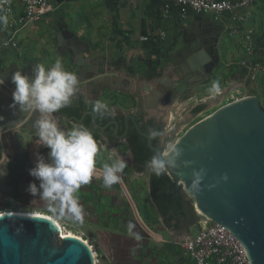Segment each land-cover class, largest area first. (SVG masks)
<instances>
[{
    "label": "crops",
    "instance_id": "obj_1",
    "mask_svg": "<svg viewBox=\"0 0 264 264\" xmlns=\"http://www.w3.org/2000/svg\"><path fill=\"white\" fill-rule=\"evenodd\" d=\"M48 1L56 7V10L38 22L23 28L19 34V48L0 55V70L7 75H0V79L4 81L3 84H0V91L11 98L15 85L11 83V75L8 72L14 73L20 70L27 74L37 64H48L49 59L44 54L46 47L43 44H38L37 48L33 42L38 40L41 32H43L42 28L53 25V23L65 24L67 31L75 34V38L68 36L62 41L63 53L71 51L72 54H78V51L85 52L89 47L93 51L91 57L94 58V63L100 64V66L98 65L99 74L95 78L105 79L106 85L114 92L117 91L118 87H130L138 92L141 91L142 94H145V97H142L143 103L148 107H154L157 102L156 95L153 96V93L149 92V86H152L154 92L157 90L159 92L166 79L171 77L177 79L182 67L190 63L192 57L200 59L213 49L212 45L215 43L212 40H215L217 32L221 29L227 34L226 37L237 44L234 48L225 49L223 47L224 49H222V64L227 68L226 76H230L227 80L231 83L229 89L247 88L252 85L254 80L250 72L239 64L243 54V47H240V45L243 46L241 39L237 36H229L227 31V28L238 25L232 23L226 16L191 13L188 19L184 20L175 14L171 20L167 21L163 18L165 3L163 1L165 0ZM11 4L16 14L22 12L21 0H11ZM245 15L248 19L246 27H254L255 22H257L259 28L254 27L257 29L255 31H263L262 36H258V32H256L258 37L255 36V58L258 60L264 55V0H257L245 12ZM159 30L166 32V38L160 37ZM9 34L8 27L0 31V43L6 40ZM186 40L187 43H191L189 46H195L198 49L202 47V49L191 51L189 46L187 48L185 44ZM29 43L32 44L31 47L34 45V49L37 50L33 55L28 53ZM236 50L238 52H234ZM176 56L175 62L176 64L179 63L180 67L175 68L172 65L166 67L164 65L171 64L170 60ZM133 70L136 71L134 76ZM93 90L96 89L94 88L91 93L86 94L90 99L94 98L92 96ZM162 98L165 99V96L162 95ZM162 105L163 103L159 104L161 110V107L164 109ZM109 107L115 110L114 117L128 116L133 114L136 109V107L134 109L127 108L124 104L117 105V102L110 103ZM2 114L5 113L0 110V117ZM58 126L62 130L68 131L72 123L66 118H59ZM8 127V123L2 119L0 121V162H7L13 154L18 152L16 148L18 139L13 136L14 131L8 130ZM28 130L33 133L35 130L30 126L22 132L25 137L24 145L30 152L29 167L33 168L36 162V154L40 153L47 157L49 149L39 145L38 136H28ZM102 139L106 148L101 149L97 159V172L101 175V161H107L112 150V146L109 145L106 138ZM149 174L147 169L138 172L136 167L128 163V167L122 174V181L110 189L102 187V180L95 178L90 184L84 185L80 189L79 202L84 210V223L78 225L98 232L116 233L117 264H142L147 261L146 259H150L154 249H156L152 241L145 245L146 242L150 241L148 238L136 240L128 235L126 226L130 221L135 225L134 232L137 233L136 224L139 222L136 220L137 222L134 223V217H141V224L138 225L140 229L150 233L151 239L153 236L162 237L157 235L152 228L153 225H150V221L152 223L153 219L151 208H154L155 216L159 217V214L150 197ZM33 181L34 178L30 174L27 175L23 184L25 194L19 195V200H25L26 205L32 208H43V211L37 212H46L44 214L55 218L47 212L45 202L27 191L28 185ZM35 182L37 185L39 184V181ZM147 198L151 207L147 204ZM159 218L163 221L161 217ZM55 219L64 226L74 224L70 221ZM165 228L168 234L163 237L168 236V238L163 240L162 237L161 240L164 244L161 248L170 246L165 255L167 263L187 264L188 259L181 255V248L173 249L175 245H180L183 240H178L168 227Z\"/></svg>",
    "mask_w": 264,
    "mask_h": 264
},
{
    "label": "water",
    "instance_id": "obj_2",
    "mask_svg": "<svg viewBox=\"0 0 264 264\" xmlns=\"http://www.w3.org/2000/svg\"><path fill=\"white\" fill-rule=\"evenodd\" d=\"M216 48L209 50V54L201 61L195 57L191 58L195 59L193 61L189 59L190 63L185 64L189 70L177 79H166L159 92H154L152 86H149V92L157 97L155 109H159L160 103H163L162 106L164 102L168 104L164 108L166 124L167 112L180 106L193 89L212 78L221 60ZM189 49L200 50L191 46ZM78 55L72 62L78 69L76 74L79 92L72 102L75 100L77 106H81L82 119L69 118L63 112L55 114L58 119L66 118L71 123H83L88 117L83 112L84 107L90 106L85 104L84 100L90 99L86 94L91 93L94 88L98 89L97 97L91 98V101H95L109 87L106 80H93L99 74L98 70L85 58L83 52L78 51ZM142 95L137 92L136 109L125 118L127 130L132 121L139 134L147 139L153 152L158 147L162 150L163 145H153V140L141 130L134 116L144 107ZM221 97L222 95L192 108L184 116V120L168 132L169 137L165 140L173 142L180 126L201 113H196V108L206 106V110L214 106ZM11 103L12 98L0 91V110L5 113L1 117L8 123L7 129L14 131L13 136L18 139V152L4 165L7 175L0 176V194L7 196L25 194L23 184L31 168L28 161L30 152L24 145L25 137L22 132L32 126L39 115L35 110L21 112L18 108H10ZM87 114L94 116L92 112H86L85 115ZM93 123L101 128L94 117ZM91 124L92 120L89 125ZM114 129L115 125L107 129L110 137H105L106 140L127 163L136 167L128 140L112 135ZM115 132L117 134V129ZM27 135L38 136L36 132L29 130ZM100 141L104 144L103 139ZM175 143L184 149V154L178 160V167L168 173L175 184L173 193L183 197L184 205L185 201H192L195 218L179 231L172 227H168L169 230L178 240L200 236L208 231L202 218L206 217L220 224L239 240L251 264H264V108L260 98L256 95L245 96L217 107L212 114L191 126ZM197 144L200 147H196ZM184 160L191 161V165L185 166ZM201 167L207 169V176L202 182V192L193 197L186 192V183L190 186L193 169L199 170ZM225 174L228 176L227 181L221 179ZM1 180H4L5 186L1 184ZM211 184L216 186L209 189L207 186ZM0 264H95V257L93 250L83 239L63 237L62 228L54 219L38 214L29 216L8 212L0 214Z\"/></svg>",
    "mask_w": 264,
    "mask_h": 264
},
{
    "label": "clouds",
    "instance_id": "obj_3",
    "mask_svg": "<svg viewBox=\"0 0 264 264\" xmlns=\"http://www.w3.org/2000/svg\"><path fill=\"white\" fill-rule=\"evenodd\" d=\"M8 24V16L0 13V31L5 30ZM4 46L7 47L6 41ZM3 82L0 79V84ZM11 83L15 88L9 107L18 108L21 112L35 110L39 113L32 127L39 137V145L49 149L47 157L36 154L35 166L29 169L34 181L28 185L27 191L45 202L47 212L53 217L82 225L84 210L79 202L82 186L90 184L95 178L102 180V187L110 189L122 181V174L128 163L112 149L108 160L101 161V175L97 172V159L106 145L96 139L93 129L79 122H73L68 131L58 126V117L55 114L62 108L69 107L78 91V76L65 68L62 58L57 57L49 67L43 63L37 64L31 75L17 70L11 75ZM207 91L212 95L220 93V81L213 80ZM85 104L90 105L92 113L101 120L115 115V110L105 101L86 99ZM167 136L166 128L148 129V138L159 140L160 145H163L162 150L158 147L151 159L145 162V168L158 177L176 169L178 160L184 154V149L177 143L165 140ZM196 147L200 145L197 144ZM183 163L190 166L192 162L184 160ZM4 165L5 162H0V175H7ZM206 176V168L193 169V178L190 186L186 183V192L193 197L200 194ZM221 179L227 181V174ZM35 181H39V184ZM215 186L211 184L207 187L211 189ZM126 227L130 237L141 239L134 232L135 225L131 221Z\"/></svg>",
    "mask_w": 264,
    "mask_h": 264
},
{
    "label": "rangeland",
    "instance_id": "obj_4",
    "mask_svg": "<svg viewBox=\"0 0 264 264\" xmlns=\"http://www.w3.org/2000/svg\"><path fill=\"white\" fill-rule=\"evenodd\" d=\"M254 25H255L254 26L255 28H259V23L257 24V22H255ZM255 30H257V29H255ZM42 31L43 32H41V35L38 37V40L33 42V43L35 46H37V48H38V44H43L44 47H46L44 54L49 59V62L45 66L46 67L51 66L54 63L55 59L57 57H60V58H62V60L64 62V66L67 70L77 73L78 69L73 64L72 61L76 57H79V55L77 53L76 54L75 53L70 54L68 52L63 53L62 52L63 46L61 44V43H63L62 41L65 40V38L68 36L75 38V34H73V32H71V31H67L65 24H63V25L58 24L57 25V24L53 23V25L51 24L45 28H42ZM256 32H258V31H256ZM262 32L259 31L258 36H262L263 35ZM226 36H227V34L224 33L223 29H221L217 32L215 40H212L213 43H215L214 45H212L213 50H215V48L217 46L216 52L218 51L220 53V55H222V53H223L222 49H224V48L225 49H231V48H234L235 45H237L235 41H232L231 39H229ZM258 36H256V37H258ZM76 38H77V36H76ZM185 44L187 45V48H188V46L191 43L190 42L187 43V40H186ZM31 45L32 44L29 43L28 53L30 55H33V54H35V52H37V50L34 49V45H33V47H31ZM194 47L195 46H193V48ZM240 47L242 48L243 46L240 45ZM87 48H88V50L83 52V54H84L85 58H87L91 62V65H93L98 70V65L100 66V64L94 63V60H93L94 58L91 57V53L93 51L89 47H87ZM199 49H202V47H200ZM234 52H238V50H236ZM208 54L209 53L205 54L202 58L203 59L206 58V56ZM202 58L197 59V60L201 61ZM176 60H177V56H176V58H172L170 60L171 64H164V65L166 67H170L171 65L175 68L180 67L179 63L176 64V62H175ZM193 60H195V59L193 58L192 61ZM259 60L264 61V55H262ZM222 62L223 61H222V57H221L220 63L218 65L217 69L214 71L212 78L210 80L203 82L201 85H199L198 87L193 89L191 95L187 96L185 98L184 102L180 106H178L177 108L171 109L167 112L168 114L166 115L167 116L166 129L168 132H170V130H172L178 122L184 120V116L192 108H194L196 105L201 104L203 102H207V101L216 99L217 97L222 95V97L217 101V103L214 106H211L210 108H208V109L202 111L201 113L197 114L196 117L192 118L188 123L181 125L180 130H178V132L176 133V137L172 143H175L191 126H193L197 122L206 118L207 114H211V111L214 112L217 109V107H220L221 105L235 101L234 98H236V97H239V99H240V98H243L245 96L256 95L260 98L261 105L264 108V74L256 75L253 78L254 80L252 81V85L247 87V88L237 87V88H234V90H231V89H229L231 83H229L227 81L230 76H226L225 73H227V70H226L227 68L224 66V64H222ZM188 70H189L188 65H184L182 67L181 71L178 73L179 74L178 76H183L185 74V72H187ZM8 73H9V75L13 74L11 72H8ZM32 73H33V70L28 72L27 75H31ZM132 73H133V76L136 75L135 70H133ZM3 74L4 73L0 70V75H3ZM4 76H7V75L4 74ZM100 79L102 80L103 78H97V79L94 78L93 80H100ZM103 80H105V79H103ZM213 80H219L220 81L222 94L221 95H214L215 97L210 98V96H212V94H210L207 91V89L210 87L211 82ZM124 88L118 87L117 91L114 92L110 89V87H107L103 90V93L98 98V100L105 101L108 104L113 103V102L114 103L117 102V105L124 104L127 108L134 109L136 107L135 95L137 94L138 91L136 89L130 88V87H124ZM93 92L94 93L92 96L97 97L98 89L94 90ZM139 92L141 93V91H139ZM233 92H235V93L232 96H230V98H228V100H227L228 95H230ZM142 97H145V94H143ZM168 137H169V135H168ZM0 158H1V152H0ZM147 201H148L147 204L151 207L150 201L148 198H147ZM26 203L27 202L25 200H23V201L19 200V195H9V196H7V195L3 196L2 195L0 197V214L6 213V212H11V211H40V212L43 211V208H37V207L32 208L31 206L26 205ZM151 210H152L153 219H152V223L150 221V225L151 224L153 225L152 228L154 229V232L157 235H160L162 237L164 235H167L168 234L167 229L164 227L163 223H161L162 222L161 220H160L161 222L157 220L158 218H157V216H155L154 208H151ZM44 213H46V212H44ZM136 220L141 224V221H140L141 217L140 216H137V218L134 217L133 222L136 223L137 222ZM139 223L136 224L137 233L140 235L141 238H148V240H150V241L147 240L148 242H146L145 245L149 244L152 241V243L155 244V246H156V249H154L153 254L150 256V259L149 258L146 259L147 261L142 263V264H168L165 257H163L164 256L163 255L164 249L161 248V246L164 244V242H162V241L165 240L166 238H168V236L163 237V240H161L162 237H157V236H155L157 239L154 236L151 239L150 233L145 232L143 229H140V227L138 225ZM66 228H67V231L72 232L73 235H76V236L83 238L85 241H87V243H89L93 247V249L96 253L97 264H117V234L116 233H106V232H101V231L98 232L96 230L94 231L92 229H86V227L80 226L78 224L66 225ZM143 236H145V237H143ZM143 242H145V241H143ZM157 248H161V249H157ZM187 261H188L187 264H191L189 260H187Z\"/></svg>",
    "mask_w": 264,
    "mask_h": 264
},
{
    "label": "built area",
    "instance_id": "obj_5",
    "mask_svg": "<svg viewBox=\"0 0 264 264\" xmlns=\"http://www.w3.org/2000/svg\"><path fill=\"white\" fill-rule=\"evenodd\" d=\"M21 1L22 12L16 14L11 0H0V13L8 16V30L10 31L8 38L0 43V55L19 48V34L23 28L38 22L44 16L56 10V7L48 0ZM63 1L67 2L68 0ZM256 2L257 0H165L163 18L168 21L176 14L187 20L191 13L228 17L232 23L238 25L237 27L227 28L229 36H237L243 43V54L239 64L247 69L251 77L254 78L256 75L264 74V61L256 60L255 58L256 31L254 27H246L248 19L245 12ZM158 34L162 39L166 38L165 31L159 30ZM5 41L7 42V47L4 46ZM234 93L228 95L227 100ZM221 94L222 89L220 93L215 95ZM213 97L215 96H210V98ZM237 99L239 97L234 98V100ZM212 113L213 111H211ZM209 115L207 114V116ZM1 196L2 194H0ZM202 218L208 231L200 236L183 240L180 243L184 257L191 264H251L242 244L231 232L211 219Z\"/></svg>",
    "mask_w": 264,
    "mask_h": 264
},
{
    "label": "trees",
    "instance_id": "obj_6",
    "mask_svg": "<svg viewBox=\"0 0 264 264\" xmlns=\"http://www.w3.org/2000/svg\"><path fill=\"white\" fill-rule=\"evenodd\" d=\"M77 104L78 103L74 100L69 107L62 108V112L69 118L81 120L82 108L81 106L78 107ZM205 107L206 106H199L195 109V112L198 113ZM109 119H111V117H106L105 119L101 120L98 116H96V123L98 125H103L107 123ZM78 122L80 123V121ZM90 122L91 117L88 116L82 124L87 125ZM95 135L96 139L99 141L98 133L95 132ZM128 139L129 146L134 154L136 169L138 170V172H140L145 169V162L151 159V156L154 154V152L148 147L146 140L142 139L136 133H134ZM149 184L150 197L155 204V208L157 210V213L159 214V217L163 218L162 222L160 221L159 217H157V220L163 223L165 227H172L175 228V230L179 231L183 227L184 219L190 217L192 220L195 218V211L192 201H185L184 205L183 197L176 195V193H173V191L175 190V184L169 174L161 175L158 177L150 173ZM169 247L170 246H164V248H162L164 249V252L162 251L164 255L163 257H165L168 251L167 249ZM173 249H180V245H175ZM173 249L172 251L176 252V250ZM181 255L184 256L183 252L181 253ZM166 258L167 257H165V259Z\"/></svg>",
    "mask_w": 264,
    "mask_h": 264
},
{
    "label": "flooded vegetation",
    "instance_id": "obj_7",
    "mask_svg": "<svg viewBox=\"0 0 264 264\" xmlns=\"http://www.w3.org/2000/svg\"><path fill=\"white\" fill-rule=\"evenodd\" d=\"M89 100H91V99H89ZM142 105L144 107L141 108L140 111L134 116L136 117V120H137V122H138V124H139V126L143 132L148 133L149 128H166V121L164 119L165 109H163V110L155 109L156 108L155 106L154 107L153 106L148 107L144 104H142ZM167 105L168 104L166 102H164V108H166ZM205 108L203 110H205ZM202 111H200V112H202ZM59 112L62 113V109ZM83 112H84V116H89L90 114L85 115V113L86 112H92L91 106H88V108L84 107ZM90 116L92 117L91 118L92 124L91 125L87 124L86 126L93 129L94 133L97 132L100 135L101 139L105 138V137H110V132H108L107 129L110 128V126L115 125V129L112 132V135L115 134V136L117 138H122V140L123 139L129 140L128 138L130 136H132L134 133H136L142 139H145L147 142V139L145 137H142L139 134L138 130L136 129V127L132 121H130L129 129L127 130L126 120H125L127 115L126 116L124 115L122 118H119V119H109L107 121V123L100 125L101 128H98L93 123V117L96 121V116L95 115L94 116L90 115ZM116 129H117V134L115 132ZM128 144H129V142H128ZM159 144H160L159 140H153V145L159 146ZM147 145H148V142H147ZM133 156H134V154H133ZM134 161H135V159H134ZM192 220L190 217H188L187 219H184L183 226L188 225L190 223V221H192Z\"/></svg>",
    "mask_w": 264,
    "mask_h": 264
},
{
    "label": "bare ground",
    "instance_id": "obj_8",
    "mask_svg": "<svg viewBox=\"0 0 264 264\" xmlns=\"http://www.w3.org/2000/svg\"><path fill=\"white\" fill-rule=\"evenodd\" d=\"M209 53V52H208ZM205 59V58H204ZM206 70H208V69H206ZM210 70V69H209ZM208 70V71H209ZM5 182H4V180L2 181L1 180V184L3 185V186H5V184H4ZM11 212H14V213H20V214H26V215H35V214H38V215H41V216H48V217H50V218H52L51 216H49V215H46V214H44V213H40V212H37V211H11ZM6 213H8V212H6ZM2 214V213H1ZM52 219H54V221L55 222H57L60 226H61V228H62V236L64 237V236H71V237H78V238H80V239H82L81 237H79V236H76V235H73V233L72 232H70V231H67V228H66V226H64V225H62L61 223H59L55 218H52ZM89 246H90V248L93 250V253H94V257H95V264H97V261H96V253H95V251H94V249H93V247L89 244V243H87Z\"/></svg>",
    "mask_w": 264,
    "mask_h": 264
}]
</instances>
